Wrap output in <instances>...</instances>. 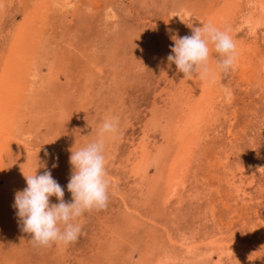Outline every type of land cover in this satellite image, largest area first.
I'll use <instances>...</instances> for the list:
<instances>
[{
    "label": "rangeland",
    "instance_id": "obj_1",
    "mask_svg": "<svg viewBox=\"0 0 264 264\" xmlns=\"http://www.w3.org/2000/svg\"><path fill=\"white\" fill-rule=\"evenodd\" d=\"M224 1L71 0L65 11L47 3L38 25L25 21L33 13L27 9L32 0L5 8L9 39L4 43L0 34L1 44L7 45V60L0 66V101L8 85L18 80L13 73L17 65L24 71V88L32 91L18 114L27 117L18 130L30 136L35 151L25 174L51 171L65 202L71 203L70 149L97 140L106 118L118 117L119 130L105 140L108 206L77 218L81 232L75 242L36 245L22 230L15 196L7 200L0 194V264H156L158 259L161 264H264V44L249 76L220 70L222 90L211 102L213 113L203 116L207 125L195 147L196 138L184 125L201 113L202 105L196 102L188 111L184 98L176 100V86L184 80V94L190 96L201 79L182 75L167 60L174 46L171 37L190 36L193 27L209 22L215 25L209 15L224 8ZM183 9L195 12L198 22L183 19ZM247 35L240 29L238 41L252 42ZM21 150V143L10 142L0 189H11L5 177L18 185L11 189L15 192L27 187L15 164L24 157ZM183 153L190 166L186 184L169 197L166 178ZM58 203L50 197V204ZM215 239L224 244L209 246ZM194 245L196 251L188 250Z\"/></svg>",
    "mask_w": 264,
    "mask_h": 264
},
{
    "label": "clouds",
    "instance_id": "obj_2",
    "mask_svg": "<svg viewBox=\"0 0 264 264\" xmlns=\"http://www.w3.org/2000/svg\"><path fill=\"white\" fill-rule=\"evenodd\" d=\"M174 46L168 55V62L174 63L186 77L197 75L201 81H214L215 74L209 67L211 49L219 54L218 68L229 73L237 59V45L228 30H221L212 24L193 27L190 36H172ZM119 130V118H106L99 130L98 139L78 150L70 149L69 162L73 166L67 185L73 202L64 200V190L52 177L51 171L43 174L24 173L27 187L15 194L13 207L22 221V230L30 233L31 240L38 246L52 244L68 245L75 242L81 226L75 223L86 211L107 208L110 198V180L105 166V140ZM57 164H53V168ZM55 196L58 204H50Z\"/></svg>",
    "mask_w": 264,
    "mask_h": 264
},
{
    "label": "bare ground",
    "instance_id": "obj_3",
    "mask_svg": "<svg viewBox=\"0 0 264 264\" xmlns=\"http://www.w3.org/2000/svg\"><path fill=\"white\" fill-rule=\"evenodd\" d=\"M210 1V0H208ZM218 1V0H217ZM224 1V0H223ZM25 2V0H0V34H2V37H3V40H4V43H7L8 42V39L7 38V33L5 34L4 32V16H5V8L9 7L10 9V5L9 4H16L18 6H21L23 5V3ZM225 3L223 4V7L224 8H219V12H215V13H212L209 15V18L211 19L212 22H215L214 26L221 29V30H228L229 31V34L231 35V37L233 38L234 42L236 43L237 45V59H236V62H235V65H234V68H233V71L235 70H238L240 72V75H242L243 77H246L250 71L251 68H253V64L254 62L256 63V61L259 59L260 56H262V52L261 50V46L262 44H264V0H225L224 1ZM49 2H47L46 0H32V8L28 7L27 9H32L33 13L30 15V14H26V18H25V21L28 20L30 21V24H31V20H34V25H38V24H41L42 21L45 19V16H44V11L46 8H48V4ZM222 3V2H221ZM51 7H60V9L62 11H65L66 8L69 6V4H71V0H50V3ZM212 4V3H211ZM72 6V5H71ZM214 6V5H213ZM70 7V6H69ZM200 7H202L200 5ZM198 7L197 9H195L196 11L199 10ZM57 8V9H58ZM65 8V9H64ZM212 8V7H211ZM51 9V8H50ZM59 9V10H60ZM217 9V8H216ZM5 11V12H4ZM91 12V11H90ZM182 12L184 13V15L182 16L183 19H186L187 22L191 23V24H195L197 23V17L195 16V12H191L189 10H186V9H183ZM222 14V15H221ZM205 15V14H204ZM203 15V16H204ZM110 18H114V16H111L110 15ZM200 18V17H199ZM115 19V18H114ZM209 22V21H208ZM210 23V22H209ZM221 24H223L221 26ZM198 27V26H197ZM190 28V27H189ZM2 29V30H1ZM240 29H243L245 31H247V36H249L250 39H252V42L250 41V43L247 41L246 42H241V40L238 41L237 39V35L240 31ZM30 31V30H29ZM28 31V32H29ZM5 36H4V34ZM14 32V31H13ZM190 32V31H189ZM243 32V31H242ZM263 33L262 36H263V42L260 43L258 42L259 40V35L258 33ZM12 33V31H11ZM10 34V33H8ZM11 35V34H10ZM12 36V35H11ZM12 39V38H11ZM262 39V37H261ZM260 41V40H259ZM0 42V66L2 67L3 63L5 62L6 59V53H7V45ZM261 45H260V44ZM13 46V45H12ZM19 46V45H17ZM33 46V45H32ZM40 47V45H38ZM210 48H211V54H210V59H209V67L210 69H212V71L214 72L215 74V79L214 81H200L201 84L199 86V88H197L195 91L191 92L190 91L188 92L190 96H186V94H184V85H183V82L182 81H177V86H176V94H177V97L176 100H181L182 101V98L183 99V103H185V106H187V109L188 111H191L192 110V106H195L194 103H198L202 105V110H201V113L198 114V115H191V118H190V122H188V124L184 125L186 126L185 128L189 129L188 132L194 134L195 138H196V141L193 142V146L195 147L196 145L199 146V144H197L198 142L201 141V134H202V129L204 130V125L203 122H204V115H211V113H213V108H212V101L215 99V96L219 94V91L218 89L222 88V76H221V73L220 72V69L218 68L217 66V56H218V53L215 52L214 50V47L212 45H209ZM263 47V46H262ZM18 51V50H17ZM24 51V50H23ZM22 51V52H23ZM20 52H18L17 54L18 55H21L19 54ZM23 55V54H22ZM14 56V55H13ZM264 57V56H262ZM8 58V57H7ZM25 58V57H24ZM262 61V60H261ZM264 61V60H263ZM262 61V62H263ZM30 62V60L28 61ZM7 63V62H6ZM48 65V64H47ZM22 66V65H21ZM36 66V65H35ZM32 67V65H31ZM37 67V66H36ZM51 67V66H49ZM22 68V67H21ZM56 69V68H55ZM12 70V69H11ZM21 70V71H20ZM48 70L50 71V68H48ZM54 70V69H53ZM51 71H52V68H51ZM50 71V73H52ZM17 73L19 76L17 77L18 80H13L14 82L10 83L8 85V91L6 90V95L4 96V98H2L3 100V103H1L0 101V179L3 177V166L5 165L4 163V160H6L8 154L10 153V142L11 141H16V142H19L21 143V146H22V154L24 155V157L21 158V155H20V158L21 160H18L16 161L15 164H17V167L19 169V171L21 172L20 173V178L24 177V173H25V170L27 169V162L29 163H32V154L33 152V149H32V144H30V142L27 140L30 136H24V133L21 132V130H18V127H20V123L24 122V120H27V119H24V118H27L25 115L21 114V116H18V114H20L22 111L21 110V107L23 108V104L22 102L23 101H28L30 100L29 98L31 97L30 95L32 94L30 91V93H27V90L26 88H24L23 86V83H24V80L25 78L23 77L24 75V71H22V69L19 68V65H17L16 69L13 71V73ZM29 72V71H28ZM34 73V72H32ZM55 73V72H54ZM53 73V74H54ZM2 74V73H1ZM0 74V75H1ZM16 74V75H17ZM29 76V74H27ZM56 75V74H55ZM183 75V73H182ZM26 76V77H28ZM49 77L47 78H50V74L48 75ZM181 76V75H180ZM194 76V75H193ZM191 76V77H193ZM249 76V75H248ZM30 77V76H29ZM53 77L55 78V76L53 75ZM52 77V78H53ZM57 77V76H56ZM185 77V76H184ZM2 78V77H1ZM4 78V77H3ZM53 78V79H54ZM182 78V77H181ZM254 78V77H253ZM15 79V78H14ZM224 79V78H223ZM34 81L36 79H33ZM254 80V79H253ZM29 81L31 82V79H29ZM38 81V80H36ZM45 81V80H44ZM33 82V81H32ZM39 82V81H38ZM43 82V81H42ZM42 82L41 83V86L42 85ZM251 82V80H250ZM2 83V82H1ZM34 83V82H33ZM45 83V82H44ZM35 84V83H34ZM33 84V85H34ZM191 84V83H190ZM27 85V84H26ZM39 85V84H38ZM188 85V84H187ZM29 86H30V83H29ZM37 86V85H35ZM40 86V85H39ZM45 87V86H44ZM197 87V86H196ZM36 88V87H35ZM42 89V87H41ZM31 90V88H30ZM40 90V88H39ZM38 90V92H39ZM222 90V89H220ZM36 92V91H35ZM34 92V93H35ZM225 92V91H224ZM226 93V92H225ZM224 93V94H225ZM183 94V95H182ZM1 95V94H0ZM38 97H39V94H37ZM45 95V94H44ZM223 95V94H222ZM221 96V95H220ZM230 95H228L227 98H229ZM226 97V96H225ZM175 98V97H174ZM218 98V97H217ZM193 99V101L191 103H189V100ZM226 99V98H224ZM233 99V98H232ZM31 100H33L31 98ZM36 100V99H35ZM34 100V101H35ZM230 100V99H229ZM177 101V102H178ZM217 101V100H216ZM36 102V101H35ZM38 102V101H37ZM41 103V102H40ZM176 103V101H175ZM217 103V102H216ZM29 104V103H27ZM46 104V103H45ZM193 104V105H192ZM33 105V104H32ZM176 105V104H175ZM172 106V109H175L177 110L178 107L177 106ZM178 105V103H177ZM192 105V106H191ZM27 106V105H26ZM40 106V105H38ZM214 106V105H213ZM28 107V106H27ZM183 107V106H181ZM197 107V106H196ZM29 108V107H28ZM58 108V107H57ZM195 108V107H194ZM201 108V107H200ZM31 109V108H30ZM183 111L186 110V107L182 108ZM33 110V109H32ZM37 111V110H35ZM26 112V111H25ZM31 112V111H30ZM42 112V111H41ZM37 113H39V110L37 111ZM189 113V112H188ZM186 113V114H188ZM30 115V114H29ZM41 115V114H40ZM190 115V113L188 114ZM39 116V115H37ZM43 116V115H42ZM23 117V118H22ZM187 117V116H184V118ZM207 117V116H206ZM29 118V117H28ZM186 119V118H185ZM189 119V118H188ZM30 120V119H29ZM28 120V121H29ZM182 123H184L182 121ZM186 123V121H185ZM180 124V123H179ZM183 126V125H182ZM188 126V127H187ZM263 128V127H262ZM182 129V128H181ZM182 131V130H181ZM184 131V130H183ZM19 132H21L20 136L19 135ZM182 133H185L182 132ZM20 137V138H17ZM192 136V135H191ZM190 137V135L188 136ZM193 137V136H192ZM203 137V136H201ZM174 138V137H173ZM26 139V141L24 140ZM194 139V138H193ZM180 140V138H179ZM192 140V139H191ZM178 141V140H177ZM13 143V142H12ZM183 143V142H181ZM180 146V145H179ZM187 146V145H186ZM197 146V147H198ZM191 147V146H189ZM180 149H183V148H180ZM190 149V148H189ZM194 149V148H193ZM188 150V149H187ZM186 150V151H187ZM33 151V152H32ZM37 152V151H36ZM145 152V151H144ZM173 152V151H172ZM183 152V151H182ZM21 153V152H20ZM32 153V154H31ZM146 153V152H145ZM188 154V153H187ZM22 155V156H23ZM148 155V154H147ZM190 155V154H189ZM149 156V155H148ZM147 156V158H148ZM186 153H183L182 155H180L175 161V164L173 163V167H172V170L170 171V175H168V185L170 186V194H169V197H175L174 195L179 193V191L181 189H183L185 187V184H186V176L187 175V170L188 168L190 167L189 166V163L185 160V157H186ZM144 157V156H143ZM142 157V158H143ZM175 157V156H174ZM193 157V156H192ZM188 159V158H186ZM192 159V158H191ZM139 162H141L142 164L141 165H144V161L140 160ZM147 162V161H145ZM250 163V162H249ZM258 163V162H257ZM261 163V162H260ZM254 164V163H253ZM262 165V164H261ZM11 166V164H10ZM14 166V165H13ZM12 167V166H11ZM15 167V166H14ZM17 169V168H15ZM17 169V170H18ZM138 169H140V167H138V164H137V168L135 167V171H137ZM258 170H262L263 168L260 166V168L258 167L257 168ZM257 169L254 170L257 171ZM133 170V171H134ZM19 173V172H18ZM139 173V171H138ZM141 173V172H140ZM6 174V173H5ZM10 174V173H9ZM15 174V172H14ZM138 175V174H137ZM7 176V175H6ZM13 176V175H11ZM17 176V175H16ZM233 176V175H232ZM12 178V177H11ZM196 178V177H195ZM236 178V177H235ZM238 178V177H237ZM13 179V178H12ZM232 179V178H231ZM5 180L6 182H8V185L11 187V189H16L17 188V184H12L14 182L11 181V179L8 177H5ZM14 180V179H13ZM159 180V179H158ZM165 180V179H164ZM3 181V180H2ZM18 181V180H16ZM21 182H23L21 179H20ZM235 181V180H234ZM240 181L243 182L240 178ZM5 182V181H3ZM17 183V182H16ZM253 183V182H252ZM2 184V183H1ZM20 184V183H19ZM16 186V187H15ZM242 187V186H241ZM1 188V187H0ZM237 188L239 189L240 187L237 186ZM10 188H7L4 189L3 187V190L0 189V194L5 197L7 200L8 198L10 197V194H12V196L14 197L16 192L14 190H11ZM236 189V188H235ZM169 190V189H167ZM11 191H14V192H11ZM18 191V190H17ZM8 192H11L9 194H7ZM169 193V191H167ZM6 193V194H5ZM196 196V195H195ZM168 198V197H167ZM178 198V197H177ZM6 199H3V202L5 203L7 200ZM166 201V200H165ZM243 205V204H242ZM212 215V214H211ZM259 216V215H258ZM261 218V217H258V219ZM212 237V236H211ZM203 242V240H202ZM205 244V243H204ZM222 244H224V242L220 239H215L214 241H210L209 243V246H214V247H219L220 245L222 246ZM208 245V244H207ZM197 245H194V246H191L190 249L189 247L188 250H190L191 252L192 251H196V249L198 247H196ZM247 246V245H245ZM232 247V246H231ZM200 249V248H199ZM232 249V248H231ZM242 252H245L246 250L245 249H242L241 250ZM241 252V253H242ZM249 253V252H248ZM250 254V253H249ZM251 256L253 255L250 254ZM173 258V257H172ZM161 261L162 259H158L156 262V264H161ZM152 263V262H151ZM163 263V262H162ZM150 264V263H149ZM153 264V263H152ZM155 264V263H154ZM165 264V263H164Z\"/></svg>",
    "mask_w": 264,
    "mask_h": 264
}]
</instances>
